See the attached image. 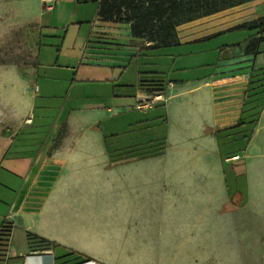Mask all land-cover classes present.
I'll use <instances>...</instances> for the list:
<instances>
[{"label": "crops", "instance_id": "crops-1", "mask_svg": "<svg viewBox=\"0 0 264 264\" xmlns=\"http://www.w3.org/2000/svg\"><path fill=\"white\" fill-rule=\"evenodd\" d=\"M59 3L0 0V49L12 58L0 62V83L7 81L24 103L0 162V170L7 162L10 178L20 179L0 214V264H24L34 253L45 255L32 264H75L74 257L55 263L71 253L102 264H264V203L253 201L250 156L257 151L263 162L264 107L244 152H224L221 146L223 137L229 142L243 130L238 123L250 79L264 78V40L256 53L246 54L258 30L244 27L264 18V0L183 24L178 44L143 51L151 43L133 39L130 25L103 22L97 13L82 62L98 71L123 68L121 81L136 63V88L117 110L74 107L56 137L37 146L20 136L35 127L33 104L41 92L34 85L41 56L35 43L44 21L52 26L60 17ZM230 36L239 38L228 44ZM155 73L169 76L165 100L139 109L141 100L157 93L142 90L140 81ZM133 115L137 125L161 126L160 147L112 166L115 155L100 120ZM238 163L244 164L245 197L231 196L227 184V167ZM29 234L49 246L40 247Z\"/></svg>", "mask_w": 264, "mask_h": 264}, {"label": "rangeland", "instance_id": "rangeland-1", "mask_svg": "<svg viewBox=\"0 0 264 264\" xmlns=\"http://www.w3.org/2000/svg\"><path fill=\"white\" fill-rule=\"evenodd\" d=\"M98 4V0H60L56 14L58 16L60 13V17L53 19L55 25L53 24L52 27L49 20L44 21L43 32L35 43L40 45L41 51L38 59L39 74L35 76L34 82L37 91L41 88L33 104L35 127L33 130L25 129L20 136L21 140L31 138L39 146L40 142L46 143L55 138L59 132L58 127L66 121L70 110L74 107L90 105L117 110L119 104L129 103L124 101L131 99L129 96L136 88V63L131 65L121 81L119 78L122 71H125L123 68L113 69V74L112 69L98 71L95 67L86 66L84 61L82 62L85 38L90 31V21L95 20L97 16ZM235 37L230 36L228 44L239 38V36ZM9 54L7 49H0V62L11 61ZM145 64H148L147 61L142 62L143 70L148 68ZM162 68H165V65H162ZM163 76L167 79L168 75L166 73ZM80 78L84 80L77 82L76 87H72L74 80ZM92 78H96V81ZM124 82H128V87H124L126 84ZM7 85V81L0 83V162L5 159L6 153L3 150L13 134L10 128L20 121L19 115L24 104L10 87L7 88ZM125 95L127 98H124ZM261 104L260 99L255 105H246L243 115L246 124L242 126L243 130L240 133L236 132L233 135L231 141L228 142L225 137L222 138L221 146L224 152H244L256 127L249 122L253 120L254 113L258 112ZM137 120L134 115L122 119L100 120L98 128L103 130L112 154L127 157L152 152L160 147L161 141L156 139L162 134L161 126L154 124L140 126L136 124ZM130 124L133 126L130 127ZM258 153L253 150L250 154L251 161L254 162L252 178L256 184L253 201L264 203V158L261 162L260 157L257 156ZM234 161L236 160L229 157L226 163ZM226 170L231 196L241 192L245 197L247 184L244 164L238 163L234 169L228 166ZM6 171L8 166L7 162H4L0 170V214L4 213L20 184L19 178H10ZM238 217L250 218L251 216L239 214ZM240 245L245 246V243L240 242Z\"/></svg>", "mask_w": 264, "mask_h": 264}, {"label": "trees", "instance_id": "trees-1", "mask_svg": "<svg viewBox=\"0 0 264 264\" xmlns=\"http://www.w3.org/2000/svg\"><path fill=\"white\" fill-rule=\"evenodd\" d=\"M249 1L251 0H98V16L103 22L130 25L133 39L151 43L149 47L144 45L141 51L144 49L155 50L178 44L177 28L179 26ZM244 27L250 30H258L256 37L250 39L245 48L246 54H254L258 50L260 42L264 40V18L247 23ZM153 75L155 76L152 79L141 80L140 88L153 93L165 91L167 82L162 77V74L155 73ZM258 76L254 75V80L253 78H251L252 80L250 79L248 95L244 103L245 110L247 104L255 105L258 100H262V104L259 106L260 109L254 113L253 120L249 122L254 125H256L264 107V78L255 80ZM261 76H264V71H261ZM146 87L151 88L146 89ZM243 115L244 111L238 127L246 124ZM122 158L121 156H111L112 166L123 163L124 160ZM29 238L32 242L38 243L40 247L49 246V242L45 239L38 238L32 234H29ZM67 257H74L71 262L75 264H82L90 260L81 255L71 253L56 259L55 263Z\"/></svg>", "mask_w": 264, "mask_h": 264}, {"label": "built area", "instance_id": "built-area-1", "mask_svg": "<svg viewBox=\"0 0 264 264\" xmlns=\"http://www.w3.org/2000/svg\"><path fill=\"white\" fill-rule=\"evenodd\" d=\"M43 1L47 4H51L55 0H43ZM164 100L165 99H164L163 93L157 92V93L153 94L152 96H150L147 100H141L138 104V108L139 109L151 108L157 102L164 101ZM232 159L237 160L238 156L232 157ZM44 255H45V253H34L31 255H28L25 257L24 264H32L37 260H41ZM82 264H100V263H98L95 260H89V261L82 263Z\"/></svg>", "mask_w": 264, "mask_h": 264}]
</instances>
